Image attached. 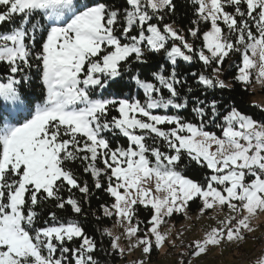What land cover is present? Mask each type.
Wrapping results in <instances>:
<instances>
[{
  "label": "snow or ice",
  "instance_id": "obj_1",
  "mask_svg": "<svg viewBox=\"0 0 264 264\" xmlns=\"http://www.w3.org/2000/svg\"><path fill=\"white\" fill-rule=\"evenodd\" d=\"M194 3L193 23L209 25L188 29L202 40L199 48L162 23V13L175 11L173 0H125L123 9L103 0H0V29L9 26L0 31V64L6 66L0 77V264H99L97 243L78 222L50 212L51 222L36 226L35 207L45 200L82 213L77 199L60 195L64 188L90 194L68 167L77 160L96 188L107 178L105 190L114 203L102 205L103 212L128 223V251L142 248L148 254L162 246L165 217L186 212L194 199L201 201V214L225 207L228 214L189 245V255L242 241L254 230L252 219L264 212V122L234 107L217 122L214 99L192 109L199 123L169 113L187 107L177 89L183 82L178 60L198 59L211 69L192 73L205 89L229 87L219 74L232 53L241 57L234 80L247 84L253 70L264 80V0ZM159 52L173 66L168 75L153 73L152 82L133 74V64L147 63L148 54ZM33 67L42 95L27 87L32 80L26 70ZM124 75L142 89L143 101L103 95ZM206 108L219 135L206 130ZM109 134L126 138L127 146L113 148ZM192 164L209 170L203 182L184 174ZM149 181L153 186H145ZM140 206L152 212L143 228L139 219L132 223ZM76 238L78 247L67 246ZM119 239L110 241L111 248L123 254ZM254 264H264V252Z\"/></svg>",
  "mask_w": 264,
  "mask_h": 264
},
{
  "label": "trees",
  "instance_id": "obj_2",
  "mask_svg": "<svg viewBox=\"0 0 264 264\" xmlns=\"http://www.w3.org/2000/svg\"><path fill=\"white\" fill-rule=\"evenodd\" d=\"M103 2L109 4L110 6L118 9H123L126 7L125 0H103ZM175 5L174 12L162 13L164 19L162 23L173 22L181 31L184 32L186 38H189L190 33L188 29L195 27L193 22L198 20L197 14L195 12L196 4L193 0H173ZM227 11H233L232 8H226ZM156 22L155 20L153 21ZM199 24V23H198ZM206 22L200 24L201 31L207 26ZM8 25L5 24L4 29L0 31H6ZM194 44L201 43V39H195ZM36 47H39V40L37 41ZM239 55H235V63L226 66V60L222 65L223 78L229 81V87L224 89H205L203 85L197 83V78L192 75V73L204 72L205 74H210L209 68L203 66L202 62L198 59H194L192 62H186L183 60H178L175 66L179 78L183 81L181 84L177 85V89L181 94V98H187V107L179 110L176 114L185 118L187 121L193 123H199L200 117L193 112V108L199 106L200 101H204L205 104L211 100H216L218 105L217 122H220L219 117L225 114L227 111L231 110L233 107L236 108L243 114L249 115L256 119L257 121L264 122V110L260 109L254 104H249L247 101L249 92L245 84L240 81H236L233 78L236 76V65L239 62ZM147 63L140 64L135 63L132 66L133 74H139L141 79L155 82L153 73L163 72L168 75L172 70V65L167 61L164 53L148 54L146 56ZM35 64V61H33ZM163 66V67H162ZM27 74L31 77L32 82L27 85L30 91L37 95H42L44 89L42 87V82L39 78V74L35 67L30 70H26ZM6 73V66L0 64V77ZM112 93L121 98H132L133 92L136 89L135 82L130 79L128 75H124L123 79L118 80V83L113 84L111 87ZM191 89V91H189ZM133 93V94H132ZM132 94V95H131ZM142 94H137L139 98H142ZM164 95H168L167 90L164 91ZM111 115L115 116L118 113L112 110ZM206 130H214L220 132L213 124L208 123L210 119V114L207 112L205 116ZM110 144L112 147H116L118 144L116 141L123 146H127L128 141L119 134H116L114 138L109 137ZM97 167L103 166L97 161ZM68 167L72 169L75 175L79 178L81 183H87L90 189V194L85 196L80 193L78 189H72L71 192L67 188H64L60 195L65 199L69 196L77 199L82 207V213L76 214L73 212L70 205H65V208L59 209L56 207L55 200H45L40 202L36 207L37 212L36 226H44L45 221H50L49 213L55 212L57 217L62 221L74 220L78 222L84 229L85 233L94 238L97 243V248L94 252V258L98 260L99 264H117L119 258L116 251H111V237L107 235L103 228L113 222L112 217L105 216L103 213V206H110L114 199L105 190L108 186L107 178L102 176L100 178L101 188L95 187V179L89 174L83 171L84 165L77 160L75 163L69 164ZM209 170L196 166L194 164L187 166L184 174L197 180L198 182H203L204 177L208 174ZM201 207V201L199 199H194L189 202L190 211L193 212ZM152 212L143 206H140L137 211V216L139 221H141L140 227L145 226V222L150 219ZM181 218L182 215L180 214ZM259 236V235H258ZM80 239L76 238L72 242H68L69 247L78 246ZM236 249H239L236 247ZM245 250V249H244ZM153 253L156 254L155 249ZM153 255V257L155 256Z\"/></svg>",
  "mask_w": 264,
  "mask_h": 264
},
{
  "label": "rangeland",
  "instance_id": "obj_3",
  "mask_svg": "<svg viewBox=\"0 0 264 264\" xmlns=\"http://www.w3.org/2000/svg\"><path fill=\"white\" fill-rule=\"evenodd\" d=\"M202 23H204V22L199 21V24L195 25V27L200 28V24H202ZM164 24H171L174 28L179 29L173 22H167ZM208 27H209V25H207L203 30H207ZM179 31H180V34L184 35L183 31H181L180 29H179ZM186 39L189 43H193V41L196 38H194L190 35L189 38H186ZM194 45L197 48H199L200 46H202V40H201V43H196ZM161 53H163V52H161ZM236 54L239 55L240 59H239L238 63H240V60H241L240 54L239 53H232L229 55L228 58H226L227 59L226 60V66H229L230 64L235 63V55ZM222 70L223 69L221 68L219 78L224 80L225 83L229 85V81L225 80L222 76L223 75ZM209 72L211 74V70ZM236 75H237V70H236ZM243 84H245V83H243ZM245 85H246L247 90L249 92V95L247 98L248 103L254 104L257 107H259L260 109L264 110V80H258L256 78V71L253 70L250 81ZM135 86H136V89L133 92L134 94L132 93L133 94L132 98L140 99L141 101H143L145 99V97L143 95L142 89H139L136 84H135ZM138 92H139V94H142L141 95L142 98H139L137 96ZM103 95L105 97H110V96H113L115 94H113L111 88H109V89L104 91ZM125 98H127V97H125ZM162 111L163 110H161V112ZM169 114H176V110L172 109ZM211 131H214V130H211ZM214 132H216V131H214ZM216 133H217V135L220 134V132L219 133L216 132ZM115 135L109 134V137L114 138ZM116 142L118 144L117 146H123L119 143V141H116ZM147 142L149 144L152 143L151 140H149ZM124 147H126V146H124ZM113 148H115V147H113ZM98 162L103 165V163L101 161L98 160ZM103 167H104V165L101 166L100 168H103ZM145 186H148V187L153 186V181H149L148 184ZM113 203H114V201H113ZM261 213L262 212H259L251 221V226L254 230L249 232V233H246L245 237L247 238V240H246L247 245H248V240L249 239L252 240V236L257 233V230L259 228V224L262 223L261 221H259ZM180 214H182L184 216L183 219L181 218ZM227 214H228V209L226 207L224 209L214 208L211 210H207L205 213L201 214L200 208L198 210H196L195 212H193L192 210L190 211V208L188 205L186 212H177V213H173L170 217H165V222H163L161 224L159 230L162 233H167L166 242L162 246H158V247L154 246L152 248V250L150 251V253H148V254H144L142 252V248H135L132 251L127 250L128 245H129V239L124 234V230L129 225L126 221L122 223L116 216L113 215V216H111L113 218V222L109 225H106L103 228V231L105 233H111V235H109L111 237V240L114 237H120L119 245L121 248H125V252L123 254H120L118 251H116L118 256H119L118 260L116 261L117 264H176V261L178 260V255H181L183 252L185 253L187 251L186 248L193 241L198 240V239H202L205 236V234L212 227H214L215 223L218 222L219 219L223 218ZM136 219H138V216H136V218L132 221L133 224H135ZM153 243H154V237H153ZM239 243H240V241L234 242L233 245L238 246ZM78 246H73V247H78ZM217 248H221V247H217ZM153 249H155L156 254L153 253ZM239 249H243V248H239ZM246 250H248V249H246ZM111 251H114V250L111 248ZM154 254L157 257H155V256L153 257Z\"/></svg>",
  "mask_w": 264,
  "mask_h": 264
},
{
  "label": "crops",
  "instance_id": "obj_4",
  "mask_svg": "<svg viewBox=\"0 0 264 264\" xmlns=\"http://www.w3.org/2000/svg\"><path fill=\"white\" fill-rule=\"evenodd\" d=\"M183 218H184V216L182 215V219ZM259 221H261L262 223L259 224V228L257 230V233L252 236V240L251 239L248 240V245H247V241H246L247 238L245 237L244 240L240 241L238 246H235V245H233V243H231L233 245V247L243 248L242 250L251 249L252 246L254 245L253 243H255L254 241H256L255 239H257L256 238L257 235L258 234L260 235L264 231V212L261 213ZM217 223L218 222L215 223L214 227L216 226ZM186 249H187V251L185 253L183 252L182 254H185L187 256L189 251H190L189 246ZM234 251H230V250L225 249V248H215L214 250L210 251V253L215 257V259L202 260L200 262V264H235L234 260H233ZM207 252H209V251L207 250ZM155 257H157V256H155Z\"/></svg>",
  "mask_w": 264,
  "mask_h": 264
},
{
  "label": "built area",
  "instance_id": "obj_5",
  "mask_svg": "<svg viewBox=\"0 0 264 264\" xmlns=\"http://www.w3.org/2000/svg\"><path fill=\"white\" fill-rule=\"evenodd\" d=\"M217 226V224H216ZM259 237V244H256L252 250H251V255L249 256L248 259H245L241 262H234L235 264H254L255 259L262 253L264 252V242H263V236H257ZM217 247L225 248L230 251H234L233 245L231 243H223L222 245L219 246H209L208 251L205 254H202L199 257L192 256V255H185L181 254L178 255V260L176 261V264H180L182 260H187L190 261L191 264H200L202 260H208V259H215V257L210 253L211 250H214Z\"/></svg>",
  "mask_w": 264,
  "mask_h": 264
},
{
  "label": "bare ground",
  "instance_id": "obj_6",
  "mask_svg": "<svg viewBox=\"0 0 264 264\" xmlns=\"http://www.w3.org/2000/svg\"><path fill=\"white\" fill-rule=\"evenodd\" d=\"M259 236H263V242H264V231L259 235ZM256 244H259V237H257L254 245L252 246V248L256 245ZM251 249L249 250H242V249H236L234 248V255H233V260L234 262H241L245 259H248L249 256L251 255Z\"/></svg>",
  "mask_w": 264,
  "mask_h": 264
}]
</instances>
